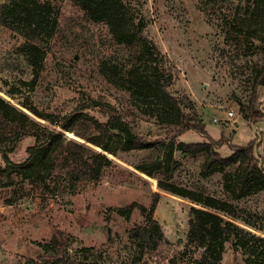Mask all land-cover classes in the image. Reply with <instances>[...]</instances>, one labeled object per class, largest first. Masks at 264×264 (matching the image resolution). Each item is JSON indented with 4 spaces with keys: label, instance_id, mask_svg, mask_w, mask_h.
Masks as SVG:
<instances>
[{
    "label": "rangeland",
    "instance_id": "374dc122",
    "mask_svg": "<svg viewBox=\"0 0 264 264\" xmlns=\"http://www.w3.org/2000/svg\"><path fill=\"white\" fill-rule=\"evenodd\" d=\"M29 1L51 3L47 19L50 27L55 24L54 32L45 35L44 59L34 68L23 47L25 36L12 28V18L0 20V96L34 116L7 92L20 87L46 112H78L82 130L94 119H107L106 103L135 108L141 133L155 144L130 151L118 147L117 154L98 148L112 160L100 181L73 182L64 175L57 191L50 192L28 184L14 165L26 159L35 138L3 135L0 124V147L15 146L9 152L14 164L0 153V264H54L42 243L61 231L62 248L73 264H262L264 242L255 237L264 239V188L247 190L241 184L247 160L206 168V151L186 152L177 143L171 150V145L211 138L228 156L234 145H246L264 128V121L253 126L242 112L251 101L260 109L264 104V84L254 96L256 74L264 66V0H123L127 25L145 18V34L173 60L168 90L194 100L210 136L189 129L173 138L166 130L176 117L172 103L161 90L137 93L132 82L149 79L152 71L151 56L140 54L138 38L130 45L117 42L105 21L90 19L71 0ZM5 3L0 0V15L7 11ZM65 134L81 139L72 131ZM258 145L253 150L263 155ZM160 180L174 191L161 188ZM157 196L154 218L160 230L153 231L158 244L150 248L134 236L150 225L140 208L130 217L119 209L132 202L149 208ZM191 206L217 213L229 230L238 229L231 239L213 240L190 225ZM239 239L246 244L236 247Z\"/></svg>",
    "mask_w": 264,
    "mask_h": 264
},
{
    "label": "trees",
    "instance_id": "16d2710c",
    "mask_svg": "<svg viewBox=\"0 0 264 264\" xmlns=\"http://www.w3.org/2000/svg\"><path fill=\"white\" fill-rule=\"evenodd\" d=\"M8 1V4H4L7 11L0 15V20L6 22L7 18H12V28L25 36L23 47L29 55L30 63L34 68L41 66L44 59L43 47L46 45L45 35H52L55 28V24L50 27V21L47 19L54 9L53 6L50 2ZM71 1L78 5L90 19L98 22L105 21L117 42L130 45L135 37L138 38L140 54L151 56L152 71L149 79L143 80L144 78L137 77L136 80L133 78L132 82L134 81L137 93L146 94L153 89L158 92L161 90L168 99L167 103H172L176 117L166 123V130L171 134V138L178 137L189 129H196L210 137L205 130V123L196 114L194 100L186 94L175 95L168 90L173 84L176 67L173 60L145 34V18H141L134 27L128 26L120 10L123 0ZM45 30H47V34ZM260 37L264 40V36ZM130 74L133 75L134 71H130ZM259 84H264V66L256 74L254 96L257 94ZM7 92L12 97L20 98V103L36 117L0 96V119L2 120L0 124L3 125V135L7 132H16L33 136L35 141L27 147L28 155L20 163L14 164L9 156V152L14 150V144L9 148L0 147V153L4 161L17 167V173L28 184L44 191L56 192L64 175L73 182L81 180L100 181L106 175V170L112 164V160L98 148L117 154L118 147L122 151H130L151 147L155 144L141 133L139 116L135 108L126 107L120 110L116 106L106 103L104 111L107 113V119L104 121L94 119L86 130H82V120L78 112L63 115L46 112L40 109L22 88L12 86ZM242 112L246 119L255 122L264 118V109L257 108L252 101L248 106H242ZM42 120H47L49 123L46 124ZM113 130L118 132H113ZM65 131H72L81 139L67 138ZM257 131L259 134L246 145H234L233 152L228 156H223L219 152L217 142L211 138L196 142L173 141L171 150L177 143L186 152L206 151V168L217 167L222 169L244 158L247 160V166L240 176L241 184L247 186V190L264 188V167L259 166L258 158L260 157L264 161V156L255 153L253 150L255 143L259 142V147L261 145L262 132L260 129ZM105 132L108 134L107 139L103 135ZM115 137L120 138L117 146L112 144ZM137 167L151 176L154 175V172L145 165ZM159 185L164 190L174 191L171 184L167 182L160 180ZM157 204L158 196L149 208L143 204L132 202L119 209L121 213L130 217L135 207L140 208L150 225L141 228L140 231L143 234H134V236L140 239L141 244H146L150 248H154L158 244V240L153 234V231L160 230V224L154 218ZM189 215L190 225L213 240L220 237L231 239L234 229H238L237 226L233 225L229 230L224 224L222 216L197 206L190 207ZM248 222L255 225L251 220ZM63 235L64 232L62 231L60 234H54L49 242L42 243L43 249L49 254L51 262L54 264H73L68 253L64 250L65 247L62 248L66 246L61 240ZM255 238L264 242L263 238ZM239 244L245 245L246 242L239 239L235 246L238 247ZM87 250L91 251L92 249L87 248ZM218 259H221V254L217 256L216 260ZM262 264H264V260Z\"/></svg>",
    "mask_w": 264,
    "mask_h": 264
},
{
    "label": "crops",
    "instance_id": "0c3cea01",
    "mask_svg": "<svg viewBox=\"0 0 264 264\" xmlns=\"http://www.w3.org/2000/svg\"><path fill=\"white\" fill-rule=\"evenodd\" d=\"M258 121H264V118H261V119H259ZM258 129H260L261 130V132H262V134H261V145H260V149H261V151H262V156H264V128H262V127H259ZM259 146V145H258ZM263 167H264V161H263Z\"/></svg>",
    "mask_w": 264,
    "mask_h": 264
},
{
    "label": "water",
    "instance_id": "95a60500",
    "mask_svg": "<svg viewBox=\"0 0 264 264\" xmlns=\"http://www.w3.org/2000/svg\"><path fill=\"white\" fill-rule=\"evenodd\" d=\"M263 107H264V104H263V106H262V109H263ZM251 123H252L253 126L255 125V121H252ZM257 134H259L258 131H257ZM258 143H259V142H258ZM258 158H259V161H260L259 166H260V167H263V160H262L260 157H258Z\"/></svg>",
    "mask_w": 264,
    "mask_h": 264
},
{
    "label": "built area",
    "instance_id": "2783aa9c",
    "mask_svg": "<svg viewBox=\"0 0 264 264\" xmlns=\"http://www.w3.org/2000/svg\"><path fill=\"white\" fill-rule=\"evenodd\" d=\"M234 113H235L234 110H230V111L228 112L229 115H234Z\"/></svg>",
    "mask_w": 264,
    "mask_h": 264
}]
</instances>
